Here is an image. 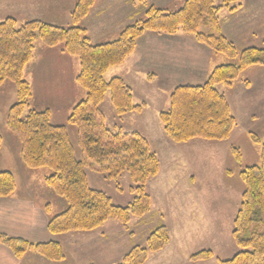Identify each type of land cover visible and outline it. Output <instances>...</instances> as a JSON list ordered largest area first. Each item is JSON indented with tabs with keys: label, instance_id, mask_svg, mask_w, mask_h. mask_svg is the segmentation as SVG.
I'll return each instance as SVG.
<instances>
[{
	"label": "trees",
	"instance_id": "16d2710c",
	"mask_svg": "<svg viewBox=\"0 0 264 264\" xmlns=\"http://www.w3.org/2000/svg\"><path fill=\"white\" fill-rule=\"evenodd\" d=\"M94 1L77 0L71 12L72 26L67 29L40 21L23 24L13 18L0 21V88L12 82L16 96V102L6 113V129L20 143L24 166L29 170H49L50 174L44 178L45 186L66 205L64 211L48 221L47 229L52 236L91 232L109 220L127 228L131 219H141L151 211L146 185L159 172L156 155L138 133L107 129L99 108L109 95L118 118L141 111L143 106L133 104L131 89L121 78L106 81L104 75L108 69L124 64L145 32L173 35L180 31L214 53L237 61L214 68L203 85L179 86L169 95L168 108L158 114V120L164 135L177 145L192 140H226L237 121L217 87L231 86L251 66H264V50L249 48L238 52L219 32L218 13L223 9L235 11L242 0H185L175 12L146 6L142 0L144 20L124 28L116 40L98 45L91 44L79 27ZM201 27L215 33L203 34L199 32ZM38 43L47 48L61 45L62 53L79 61L76 83L84 90L85 98L72 108L67 124L76 130L80 160L75 158L67 128L51 124L48 111L30 108L31 89L23 74L33 60ZM25 109H28L26 114ZM251 139L261 144L260 164L240 172L244 189L230 233L238 252L228 260H217V264H264V140L260 143L254 136ZM1 146L0 136V150ZM232 151L239 160L238 151ZM87 169L113 182L127 173L133 186L130 192L135 194L133 201L125 207L114 205L105 192L89 187ZM14 190L13 176L0 172V199L8 198ZM45 209L48 213V207ZM168 242V231L160 226L148 235L145 248L133 247L118 264H145L151 254L163 250ZM0 243L16 257L33 252L48 261L64 260L57 243L33 244L4 235H0ZM212 257L211 251L203 250L190 255L189 260L200 262Z\"/></svg>",
	"mask_w": 264,
	"mask_h": 264
},
{
	"label": "crops",
	"instance_id": "0c3cea01",
	"mask_svg": "<svg viewBox=\"0 0 264 264\" xmlns=\"http://www.w3.org/2000/svg\"><path fill=\"white\" fill-rule=\"evenodd\" d=\"M146 1L166 12L179 10L185 2V0ZM74 3L75 0H0V21L13 18L18 24L32 20L51 24L60 21L66 22L69 8ZM98 6L99 9L109 10L110 13L94 15L93 18L89 19L90 22L89 20L87 21L88 24L93 23L94 18L97 20L96 22L94 21L96 25L95 31H90V28L87 29V33L89 30L88 37L96 43L116 40L120 27L122 28L125 24L128 25L136 18L138 20V16L141 14L140 4L137 0H106L100 1ZM141 17L143 18L144 14ZM219 19L220 33L236 47L237 51L241 52L249 48L264 50V0H242L238 9L233 12L224 10L220 13ZM171 44L174 46H170ZM179 54L181 56L187 55V60L183 59L181 61ZM164 56L171 57V61H166ZM227 60V58L224 59L220 55H214L204 47L193 43L190 37L183 34H179L178 37L147 34L137 42L134 54L127 59L123 66L119 67V73L110 77H120L126 82L132 92L133 104L143 105L141 113L137 112L140 114L146 111V107L149 106V99L146 96V99L140 96L139 99L135 98L134 85L138 84L136 89L143 93L144 91H149L150 87L157 88L158 91L152 95L153 98H156V108L158 109L154 112L153 119L158 120V114L162 112V110H159L158 102L162 103V106L160 105L162 109H165L164 107L167 105L166 99L160 98V90L163 91L161 95H164L166 94L165 87L174 88L180 85L194 86L201 84L215 67L229 64ZM132 61L135 66L130 65ZM148 64L150 65L148 66ZM160 67L163 68L160 69ZM149 71L153 73L155 77L153 81L156 84L148 80L146 75ZM78 73L79 64L75 57L64 54L59 49L39 47L35 52V57L27 65L23 74L24 80L31 89V99L33 101L42 99L39 109L33 107V110L48 111L51 124L65 126L70 132H73L72 128L67 127L70 112L78 102L85 98L84 90L77 85L75 80ZM240 75L243 81L237 80L231 86H225L223 94L229 102L231 113L236 118V121L245 116L244 119L249 121L257 120L256 122H258L256 109L264 111V66H251L242 71ZM165 78H167V81H165ZM163 81L167 83L165 84ZM244 81L246 83H243ZM9 92V99L2 108V122L0 121V136L2 138L0 152L15 154L13 156H15L17 163H0V172H9L15 182L14 192L8 198L0 199V235L25 240L33 244L57 243L63 251L64 260L61 262L48 261L33 252L16 257L9 248L0 243V264H114L113 261L115 260L106 261L103 256L107 254V244L112 239V235L108 234L109 232L106 231V228H115V225L107 222L101 228L91 232H70L58 236H52L48 232L47 224L49 219L64 211L66 205L62 199L56 197L45 186L44 178L48 174L40 173L42 171L38 170H29L21 162L20 143L14 134L7 131L5 126L6 113L15 103L14 89L11 88ZM159 99L160 101H158ZM61 106L66 108L60 113L59 108ZM155 122L154 126L158 124L156 129L159 133H163L164 138H167L159 120ZM234 130L229 136L232 135ZM124 132L138 133L136 130ZM138 134L142 136L140 133ZM74 136H76V133H74ZM228 139L229 137L226 140ZM169 142H171L169 139L168 141L163 139L164 146H168ZM147 143L150 148L148 141ZM188 143L172 144L182 146ZM240 172L239 176L236 175V178H240ZM159 173L160 164L158 174L147 182L146 192L147 187L158 178ZM227 174L229 175L230 173L227 171ZM196 181L195 175L189 174L185 183L192 187L195 186ZM239 185L241 186L237 192L239 195L238 206L244 189L242 180L239 181ZM227 188L229 191L230 187ZM225 190L223 192L226 194ZM158 193L160 194L159 191ZM181 199L189 200V197L186 195L181 197ZM53 205H56L55 213ZM46 207H48V213L45 209ZM207 212L209 213V210ZM235 214L229 218L230 227H232ZM198 215L200 214L197 211H185L186 224L182 223L183 225L178 226L180 224L179 220H175V223L180 228L182 226H205L206 222L211 225L214 221L217 224L224 223V219L219 220L213 216H211L210 220L209 217L206 220V215H204L205 218L203 220H199L197 219ZM159 217L163 218V214L159 215ZM106 225L107 227H105ZM117 226L120 227V225ZM164 227L166 228L165 225ZM166 230L168 231L167 228ZM203 250L211 251L214 256L212 249ZM170 252L173 251L169 237V242L165 248L158 253L151 254L147 263L149 264L152 259H155V256L156 258L159 256L160 258L169 257ZM124 253L121 254L120 260L126 254ZM179 255L176 253L173 260L170 259L169 263L191 264L188 263V260L183 261L182 258H188L189 254H186V256ZM219 259L217 257L214 260L212 257L210 260L193 262L192 264H212V262L217 264Z\"/></svg>",
	"mask_w": 264,
	"mask_h": 264
},
{
	"label": "rangeland",
	"instance_id": "374dc122",
	"mask_svg": "<svg viewBox=\"0 0 264 264\" xmlns=\"http://www.w3.org/2000/svg\"><path fill=\"white\" fill-rule=\"evenodd\" d=\"M100 1H106V0H95L91 8L88 10L84 19L79 23V27L84 30V36L93 45L102 44V43H96L94 40L90 39L87 35L89 34V30L87 33L88 28L91 29L90 31L92 30L95 31L94 30L96 26L95 22L97 20L94 18L93 23L91 22L88 24L87 21L90 18H93L94 15L97 14L106 15L110 13L109 10L99 9L98 5ZM137 2L140 4V10L142 15L139 13L140 15L138 16V20L135 17L136 21L134 20L128 25L125 24L122 28L120 27V30L118 31L117 34L118 36L122 32V30L127 26L132 25L135 22L144 20L145 17L142 18L141 16L145 14V7L142 4V0H137ZM76 3L77 0H75L74 5L69 8L70 10H69V14L66 16V20H67L66 22L60 21L54 24L51 23H46V24L59 26L64 29L70 28L72 26L71 12ZM145 3L146 6L147 5L152 6L146 0ZM224 10L226 9H223L218 13L219 32H220L219 17H220V13L223 12ZM32 21H37V20H32ZM199 32L203 34L215 33L213 30L209 29L208 27H201ZM147 34L155 35V36L163 35L166 37H175V36L178 37L179 34L181 35L183 34L190 37L193 43L201 47H204L214 55H220L214 53L210 49L196 42L193 36L180 31L173 35H166L152 31H147L143 34L142 37H145ZM141 38H139V40ZM169 39H174V38H169ZM38 46L43 47L45 49H59V50L62 49L61 45L57 48H47L42 46L40 43H38L37 46L35 47L33 58L35 57L36 50L39 49ZM170 46H174V45L171 44ZM179 55L181 61L183 59L185 61L187 60V55L186 56L184 55L181 56V54ZM220 56L226 59L225 56L223 55ZM164 58L168 62L171 61V57L164 56ZM76 60L78 61L77 58ZM227 61H229V64H236L237 62L236 59L232 61L228 59ZM130 65L135 66V63L132 61L130 62ZM149 65L150 64H148V66ZM119 67L120 66H118V68L113 67L114 69L110 68L111 70L108 69L106 72L107 74L104 75V79L108 81L114 78L110 76L118 74L120 71ZM163 67H160V69H162ZM79 71H80V65H79ZM146 76L149 81L154 82L153 80L155 79V77L151 71H149ZM237 80L243 81L242 76L239 75L236 81ZM165 81H167V78H165ZM165 81H163V83L166 84L167 82ZM206 81L207 79L203 81V83L198 85H203ZM124 83L126 84L125 81ZM154 83L156 84V82ZM243 83H246V81H244ZM137 85L138 84L134 85L135 87L133 88L135 98L139 99V96L141 98H145L146 96L149 99L148 100L149 106L146 107L147 108L146 111L142 112V114H140L141 113L140 111V113H136V112L129 113L118 118L110 103L109 95L105 97L104 101L99 105V108L104 114L105 126L107 129L111 131H117L118 129H121L122 131L136 130L138 131V133H140L143 136V138L144 137L146 138V140L150 144V148L152 152H154V154L158 159V162L160 164V173L158 178L154 182H152L150 186L147 187V193H149L152 203L151 211L148 215L144 216L141 219H135V218L131 219L130 224L128 225L127 228L122 227L116 221H112V220L107 221L109 224L115 225V228L114 227L106 228V231L109 232L108 234L112 235V239L111 242L108 241L107 244L108 252L105 256H103V258H105L106 261L115 260L113 261L114 264H118L120 261L119 258L121 254H123L125 251L127 252V250L129 251L133 247L145 248L146 246L145 242L148 235L151 232H153V230H155L156 228L164 225L168 229V234L171 240V249L173 252L169 253V257L160 258L159 256L156 258L155 256L154 257L155 259H152L151 262H149V264H170L169 262L173 260L174 255L176 253L180 254L179 256L181 255L186 256V254H189L190 256L199 251H202L203 249H208V248L213 250L214 260H216L217 257L220 258L221 260H228L232 258L233 255L236 252H238V249L234 247V245L231 242L230 233L232 227L229 226L230 222L228 221L229 218H231V216H233V214H235L238 209L237 200L239 198V195L237 192L239 190V187L241 186L239 185V181L241 180L240 178H236V175L239 176V172L245 169L246 167L260 164L259 157H260L261 144L254 143L251 139V136L256 137V139L259 140L260 143L263 142L264 111L262 110L258 111L256 109V112L258 114L257 118L259 119L258 122H256L257 120L249 121L247 119H244L245 116L240 118L235 126V128L236 127L238 128H236V130H234L235 128L233 129L234 132L232 133L231 136H229L228 140H224L222 142L193 140L190 141L187 145H182V146H175L174 144L169 142V144H167L168 146H164L163 139H166V141H168V139L164 138L162 132L159 133V131L156 129V126L158 124L154 126L156 123L155 121L158 120L153 119L154 112L157 111L158 109L156 108L157 106L156 98H153L152 94L156 93L158 89L154 87H150L149 91H144L143 93L139 91V89H136ZM180 86H185V85H180ZM177 87L179 86H176L174 88L165 87L166 94L164 95H161L163 91L160 90V98H165L167 105L166 107H164L165 109H162L161 108L162 103L158 102V105L160 107L159 110H162V112L167 110L168 101H169L168 97ZM11 88L14 89L15 91V86L12 82H6L3 85V87L0 88V121L2 120L1 118L2 108L3 106H5L6 102L9 99L10 96L9 91ZM224 88L225 86L223 85L218 86L217 91L223 94ZM41 100L38 99L36 101H33V99H30L31 101L30 108L37 109L39 106H41ZM158 101H160V99ZM14 102H16V96ZM163 106L165 105L163 104ZM65 108L66 107L61 106V108H59L60 113L64 111ZM27 112L28 109H25L24 114H26ZM67 127L73 129V132H70L69 129H67L66 131L69 136L70 143L74 149L75 158L77 160H80L81 159L80 152L77 147L76 136H74L76 130L73 126L67 125ZM232 150L238 151L240 155L239 160H236V157ZM9 153L10 154H8L7 152L6 153L0 152V163H17L15 161L16 160L15 156H13L15 154L11 152ZM38 171H42L40 173L50 174V171L46 169H42V170L38 169ZM227 171L230 173L229 175L227 174ZM85 172L89 187L95 190H100L105 192L111 198L114 205L125 207L128 206L133 201L135 194L130 192V188L133 186L131 184L130 178L127 173H123L117 182H113L106 180L104 178V175L95 173L92 170L87 169ZM189 174L195 175L197 180L195 186L191 187L189 184L185 183L186 177ZM227 187H230L229 191ZM157 190L160 192V194L158 193ZM223 190H225L227 195L223 192ZM186 195H188L189 200L181 199V197H184ZM228 196L230 197L228 198ZM55 206L56 205L52 206L54 208V213L56 212ZM208 210L209 213L207 212ZM185 211L187 212L197 211L200 214L197 216V219L199 220H203L205 218L204 215H206V220L208 219V217L210 220L211 216H213L215 218H218L219 220L224 219V223L217 224L214 221L211 225L209 224V222H206L205 226H196V227L182 226L180 228L178 226L183 225L182 223L186 224V217H184ZM161 214H163V218L159 217V215ZM175 220L180 221V224L178 226L175 223ZM117 225H120V227ZM105 227H107V225ZM182 258L183 261L188 260L189 261L188 263L191 264L193 263L189 260V257L188 258L182 257ZM212 264H215V262H212Z\"/></svg>",
	"mask_w": 264,
	"mask_h": 264
}]
</instances>
